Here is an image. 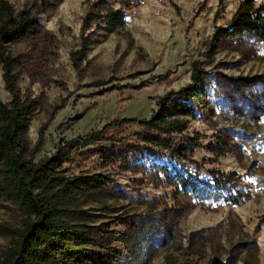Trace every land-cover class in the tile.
Returning <instances> with one entry per match:
<instances>
[{
    "label": "rangeland",
    "instance_id": "obj_1",
    "mask_svg": "<svg viewBox=\"0 0 264 264\" xmlns=\"http://www.w3.org/2000/svg\"><path fill=\"white\" fill-rule=\"evenodd\" d=\"M93 1L7 0L16 17L40 23L37 36L4 44L20 57L17 83L34 103L24 160L63 149L66 175L101 176L104 190L78 195L70 208L84 212L76 224L115 251V264H264V42L216 35L244 0H142L118 31L96 23L82 31ZM194 64L205 72L206 106L174 139L193 144L188 161L142 143L136 122L108 125L148 118L159 97L191 81ZM0 99L11 100L1 64ZM100 130L106 139L80 144ZM181 165L220 180L218 193H179L163 166L174 173ZM22 218L0 192V260ZM91 249L101 264L107 250Z\"/></svg>",
    "mask_w": 264,
    "mask_h": 264
},
{
    "label": "trees",
    "instance_id": "obj_2",
    "mask_svg": "<svg viewBox=\"0 0 264 264\" xmlns=\"http://www.w3.org/2000/svg\"><path fill=\"white\" fill-rule=\"evenodd\" d=\"M94 0L83 19L82 31L92 23L99 28L116 32L126 23L125 12L142 0ZM40 23L28 13L17 17L7 0H0V64L5 88L11 96L9 102L0 99V192L18 204L22 213L21 228L15 231V239L6 249L0 264H94L92 247L107 250L100 256L101 264H115L114 250L91 238L76 223L85 220L84 212L73 211L70 205L81 194H94L106 187L101 176H68L64 164L70 156L58 150L53 156L33 164L24 160L26 134L34 112L33 101L22 93L17 83L15 69L21 65L20 57L5 51L4 44L35 37ZM251 34L264 42V4L255 7L254 0H244L226 29L216 35L232 39ZM205 72L193 65L191 81L179 90H170L159 97L157 108L148 118H123L109 126L136 122L143 133L136 134L142 143L160 148L178 161H188L193 153L192 143L174 141L176 135L187 129V118L194 117L199 108L205 107ZM106 128L103 129V131ZM103 131H95L80 144L88 146L106 139ZM78 143H67V147ZM168 183L178 184L179 193L199 198L214 197L218 191L216 178H202L183 165L173 173L163 166ZM118 228L126 232L127 223L118 222Z\"/></svg>",
    "mask_w": 264,
    "mask_h": 264
}]
</instances>
